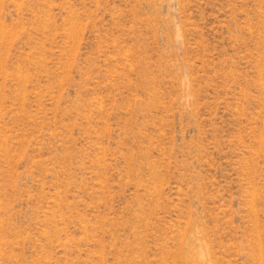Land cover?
Returning a JSON list of instances; mask_svg holds the SVG:
<instances>
[{
	"label": "rangeland",
	"instance_id": "1",
	"mask_svg": "<svg viewBox=\"0 0 264 264\" xmlns=\"http://www.w3.org/2000/svg\"><path fill=\"white\" fill-rule=\"evenodd\" d=\"M0 264H264V0H0Z\"/></svg>",
	"mask_w": 264,
	"mask_h": 264
}]
</instances>
